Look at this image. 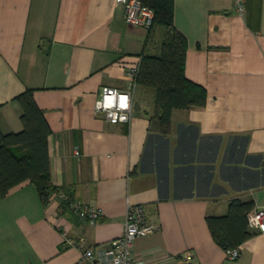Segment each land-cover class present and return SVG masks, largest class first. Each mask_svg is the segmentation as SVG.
Instances as JSON below:
<instances>
[{"label": "crops", "instance_id": "1", "mask_svg": "<svg viewBox=\"0 0 264 264\" xmlns=\"http://www.w3.org/2000/svg\"><path fill=\"white\" fill-rule=\"evenodd\" d=\"M172 2L184 73L206 101L173 109L161 133L150 86L136 85L128 123L93 107L104 86L126 89L129 65L157 49L162 28L127 24L115 0H0V130L22 128L16 97L33 89L51 129L53 187L46 201L30 180L0 195V264H95L83 250L119 236L129 203L156 226L133 241L143 264H264V233L250 229L228 259L206 222L232 198L264 206V0L241 12L234 0ZM62 193L100 217L81 219Z\"/></svg>", "mask_w": 264, "mask_h": 264}, {"label": "trees", "instance_id": "2", "mask_svg": "<svg viewBox=\"0 0 264 264\" xmlns=\"http://www.w3.org/2000/svg\"><path fill=\"white\" fill-rule=\"evenodd\" d=\"M141 1L154 11L148 35L155 27L162 28L163 32L157 49L141 55L136 82L154 89V112L150 121L156 124L159 132L168 133L173 109L204 105L206 91L184 73L186 41L173 26L172 0ZM16 99L21 108L22 128L6 133L0 130V195L4 196L12 187L30 180L46 201L53 188L48 154L51 129L33 97V89H26ZM252 206L251 200L232 198L226 213L206 216L209 231L218 245L225 250L239 247L252 235L246 216Z\"/></svg>", "mask_w": 264, "mask_h": 264}, {"label": "built area", "instance_id": "3", "mask_svg": "<svg viewBox=\"0 0 264 264\" xmlns=\"http://www.w3.org/2000/svg\"><path fill=\"white\" fill-rule=\"evenodd\" d=\"M123 5V19L133 26L144 28L151 27L154 11L141 0H115ZM237 9L244 10L245 0H234ZM139 62L130 64L126 74L130 82L126 89L104 86L99 97L94 102V113L101 114L110 123H128L132 118L133 98L137 85L136 76L139 70ZM77 153V152H76ZM61 197L65 205L81 219L95 222L100 217V210L96 206H90L82 201L62 193ZM247 226L251 230L264 233V206H252L247 214ZM156 226L147 221L144 207L140 203H129L126 208L124 225L121 233L104 248H86L82 255L95 264H143L132 251L133 241L137 237L148 236L154 233ZM63 242L67 245L75 244L66 234H63ZM82 245V240L78 243ZM228 259H235L240 254V246L225 250Z\"/></svg>", "mask_w": 264, "mask_h": 264}, {"label": "rangeland", "instance_id": "4", "mask_svg": "<svg viewBox=\"0 0 264 264\" xmlns=\"http://www.w3.org/2000/svg\"><path fill=\"white\" fill-rule=\"evenodd\" d=\"M152 39H153V38H152ZM154 41H155V42H154V44H153V45H154L153 47H154V48H157V46H158L160 40H154ZM156 45H157V46H156Z\"/></svg>", "mask_w": 264, "mask_h": 264}]
</instances>
